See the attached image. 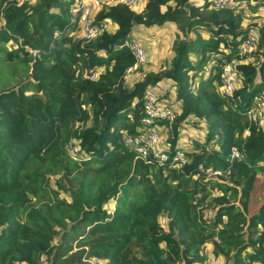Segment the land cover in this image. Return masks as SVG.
<instances>
[{"label": "trees", "instance_id": "1", "mask_svg": "<svg viewBox=\"0 0 264 264\" xmlns=\"http://www.w3.org/2000/svg\"><path fill=\"white\" fill-rule=\"evenodd\" d=\"M100 1L93 23L110 28L87 41L83 0H0V52L25 66L0 90V264H204L206 243L228 264H264V197L249 212L264 172V123L247 117L264 90V22L244 24L264 0L223 9L146 0L140 10ZM167 22L177 29L169 64L146 72L140 64L129 85L135 59L121 44L134 27ZM249 34L256 48L241 56ZM226 65L237 77L231 95L220 92ZM162 81L180 107L163 99L177 113L156 121L169 156L157 164L137 158L124 137L143 131L144 93ZM188 121L203 122L204 136L179 147ZM235 147L244 159H230ZM178 150L187 158L180 167Z\"/></svg>", "mask_w": 264, "mask_h": 264}, {"label": "built area", "instance_id": "2", "mask_svg": "<svg viewBox=\"0 0 264 264\" xmlns=\"http://www.w3.org/2000/svg\"><path fill=\"white\" fill-rule=\"evenodd\" d=\"M23 1V0H20ZM118 3L125 4L132 9H138L146 0H116ZM235 0H214V7L216 9L232 8L236 5ZM101 4L100 0H92L89 3L83 1L81 7V13L79 16V24L81 27V38L89 41L97 38L105 33L110 24L105 22L102 24L93 23L92 16L99 8ZM256 36L249 34L240 45V55H250L256 48ZM121 46L129 48L135 62L126 70V77L140 64H145L148 60V53L142 44L135 38H128L124 40ZM33 54L38 53V50H33ZM248 60H251L247 56ZM98 69H95L90 73L89 78L94 79ZM222 83L220 86V92L225 95H231L236 88L237 77L232 67L226 65L222 70ZM144 116L142 118L143 131L140 134L125 136L124 144L131 148L136 154L137 158L143 161L153 160L157 164H162L169 159L167 152L164 151L162 146V136L160 133L161 127L156 123L157 120L166 119L168 122H172L176 116L177 111L172 106L166 103L164 100H160L156 87H150L146 89L144 93ZM247 117L259 124L264 123V90L257 97L254 105L247 111ZM186 130H181L180 133H185ZM245 134L248 132L245 131ZM244 159L242 151L236 147L230 154V159ZM173 166L180 167L187 162V158L182 150H178L172 157ZM264 167V163L262 164ZM202 170V168L200 167ZM209 175L215 174L212 170L206 171ZM204 264H208L205 263Z\"/></svg>", "mask_w": 264, "mask_h": 264}, {"label": "rangeland", "instance_id": "3", "mask_svg": "<svg viewBox=\"0 0 264 264\" xmlns=\"http://www.w3.org/2000/svg\"><path fill=\"white\" fill-rule=\"evenodd\" d=\"M264 22V10L260 9L258 13L249 15L246 21H244V24H260ZM1 26V23H0ZM170 28V27H169ZM164 29L163 35L160 34V32L152 33L150 36H145L142 40L139 41L142 46L147 50L148 53V60L145 65H143L144 72L149 70H159L164 67H166L169 63L168 60H170L172 52H171V45L172 40L174 39V31L172 29ZM152 38V39H151ZM148 40L145 41L144 40ZM156 39V42L149 43L150 40ZM8 49H13L14 44L8 43L7 45ZM25 74V66L23 63L18 62L17 60L9 61L5 57L3 52H0V90L3 88L10 87L14 85L21 77H23ZM142 72H136V73H130L127 76V83L131 85L135 80L140 79L142 76ZM168 86L166 88H160L158 89V94L160 100L163 101V99H169L170 97V91L168 88H171L170 83H167ZM168 100V101H169ZM167 101V102H168ZM174 101V99H173ZM173 101H171L173 103ZM169 101V103H171ZM175 102V101H174ZM174 104V103H173ZM176 107V105H174ZM177 108V107H176ZM186 132L180 133L179 141L185 144V146H188L191 144L190 140L197 138L201 139L204 135V129L202 124H196L194 125L191 122H187L185 126ZM160 133L162 136V146H166L165 140V131L160 129ZM68 197V196H67ZM264 197V172L260 173L257 176L256 183L254 186V189L251 193V199H250V207L249 212H253L257 209L259 203L262 201ZM112 206V205H110ZM211 212H207V215L209 216ZM160 223L162 224L163 228L166 229L167 227V219L164 216H161ZM211 244L206 243L202 249L203 255L206 257L205 261L208 264H228L226 263L225 259L222 256H214L211 253Z\"/></svg>", "mask_w": 264, "mask_h": 264}, {"label": "crops", "instance_id": "4", "mask_svg": "<svg viewBox=\"0 0 264 264\" xmlns=\"http://www.w3.org/2000/svg\"><path fill=\"white\" fill-rule=\"evenodd\" d=\"M83 1H86V2H90V1H92V0H83ZM144 4H145V2L138 8L139 10L140 9H142L143 8V6H144ZM170 27V28H169ZM172 29L175 33H176V31H177V29H176V26L173 24V23H171V22H167V23H165L164 25H162V26H153V27H150V28H145V27H140V26H137V27H134V29L132 30V37L133 38H135L136 40H138V41H141L142 40V36H143V39H144V37L145 36H150L152 33L154 34V33H157V32H160V34H162L163 35V30L164 29ZM175 33H174V36H175ZM152 39V38H151ZM145 41V43H146V41H148V40H144ZM154 42H156V39H154V40H150L149 41V43H154ZM172 42H173V40H172ZM172 56V55H171ZM169 61L170 60H168V63H169ZM167 83H170V85H172V82L171 81H162V82H160L158 85H157V90L159 89L160 90V88H166V86H168L167 85ZM168 90L171 92L170 93V97H171V100H169V99H166L167 101L169 100L170 102L171 101H173V99H174V91H173V88H172V86H171V88H168ZM169 101H168V103H169ZM172 103V102H171ZM173 107H174V105H176V107H174L177 111L179 110V107H180V104L178 103V102H174L173 101ZM200 124H202V126H203V129H204V133H205V125H204V123L203 122H201L200 121ZM186 130V129H185ZM204 136V135H203ZM202 139V138H201ZM178 146L179 147H183V148H190V146L191 145H188V146H185V144H183L182 142L180 143V141H178Z\"/></svg>", "mask_w": 264, "mask_h": 264}]
</instances>
